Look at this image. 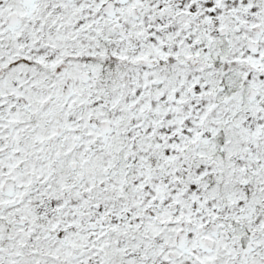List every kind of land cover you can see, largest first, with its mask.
<instances>
[{
  "label": "snow or ice",
  "instance_id": "6c2138e0",
  "mask_svg": "<svg viewBox=\"0 0 264 264\" xmlns=\"http://www.w3.org/2000/svg\"><path fill=\"white\" fill-rule=\"evenodd\" d=\"M0 264H264V0H0Z\"/></svg>",
  "mask_w": 264,
  "mask_h": 264
}]
</instances>
